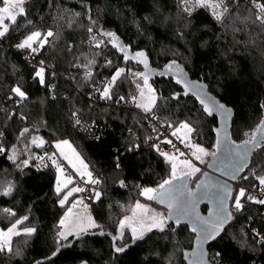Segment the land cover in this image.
<instances>
[{
  "label": "trees",
  "instance_id": "obj_1",
  "mask_svg": "<svg viewBox=\"0 0 264 264\" xmlns=\"http://www.w3.org/2000/svg\"><path fill=\"white\" fill-rule=\"evenodd\" d=\"M226 2L231 16L240 19L219 23L210 9L202 8L189 17L182 11L180 0H26V15L10 23L8 34L0 38V131L7 150L0 154V192L9 185L13 187L11 195H0V229L6 230L27 216L18 228L32 227L36 231L31 236L24 232L13 236V253H0V264H187L185 254L194 242L187 226L171 225L120 255L114 252L109 236L86 237L69 246L75 235L66 239L58 235L66 205L61 206L62 193L55 191L56 167L51 162L37 168L36 153L41 149L32 138L40 135L53 146L62 139L72 142L101 178L100 185L92 190L90 204L98 224L96 231L118 235L123 213L138 200L146 199L142 189L157 187L170 174L169 163L151 142L152 129L137 111L143 109L131 99L136 85L134 74L128 70L144 73L142 58H134L135 53L144 52L155 70L175 61L193 79L204 83L215 99L232 107L235 117L229 141L233 146L250 139L264 121V30L250 21L241 22L244 17L254 18L252 0ZM33 31H39L41 39L48 31L53 32L43 48L39 42L33 45L38 48L35 61H43L45 68L43 84L35 76L41 67L28 63L16 47ZM105 32L115 33L130 59H124L125 54L113 47L112 38ZM117 68L126 71L113 87V98L101 99L98 89ZM88 72L92 73L90 78L86 77ZM148 82L157 94L152 109L155 115L173 129L188 122L195 141L216 149L217 118L207 115L195 96L183 95L175 78L148 77ZM17 85L26 93L23 101L11 92ZM175 93H181L179 99L173 98ZM120 96L128 105L110 106ZM25 128L29 131L21 136ZM12 147L19 152L15 161L8 159ZM25 160L27 165L23 164ZM253 170L256 175H264V145L253 152L236 181L248 186L258 184ZM203 175L201 172L191 177L188 186L194 189ZM245 175L249 179H243ZM237 194L233 186L230 207L235 213L222 235L209 246V261L264 264V239L255 237V231L264 237V217L254 204L237 210ZM4 209L12 210L15 216ZM207 211L204 206L202 212ZM131 240H117V246ZM16 250L21 254L15 255Z\"/></svg>",
  "mask_w": 264,
  "mask_h": 264
},
{
  "label": "snow or ice",
  "instance_id": "obj_2",
  "mask_svg": "<svg viewBox=\"0 0 264 264\" xmlns=\"http://www.w3.org/2000/svg\"><path fill=\"white\" fill-rule=\"evenodd\" d=\"M26 0H3L4 7H0V38H4L8 32L9 28L4 23L5 19L11 20L12 23H16L18 16H25L26 15V9L24 7ZM234 2H238V0H234ZM253 6L256 9V14L253 17H244L241 19L242 23L251 22L252 25L259 26L262 30H264V3L260 2V0H252ZM180 6L184 13H186L189 17L195 12L197 9H210L211 15L219 23H224L225 20H233L235 22L236 19H240L239 17L233 18L230 14V6L226 2V0H180ZM29 24H31V21H28ZM95 23V21H93ZM89 32H92L93 29L91 27L88 28ZM104 35L111 37L112 39L110 42L113 44V47H118L121 52H123L124 59L127 61L130 59V57L127 54L126 47L123 45H119L117 43V38L115 36V33L112 32H105ZM41 33L39 31H33L29 35L25 37V39L16 45L18 49H29L31 53H36L38 51V48L33 47V44L36 42H39V47L43 48L44 44L48 42L47 38L53 36L52 31H48L46 35H44L43 39H41ZM96 46H100V42L98 41L96 43ZM134 58H142L140 60L141 63L144 64L145 69L148 68L147 63V57L144 52H137L135 53ZM89 63H93V61H89ZM108 64H111V61L107 62ZM41 64H43V61H41ZM173 67L176 68L175 72V82L177 84H182L184 91L183 95H188L191 91L193 95L196 96V99L199 100L200 104L203 106V111L209 115L212 116L213 112H218L221 114L224 113H230V109H227L226 106L222 103H217L214 98L206 97V95L202 94V87L198 86L196 82L189 81L186 77V74L183 72V70L180 68L179 65L175 64V61L170 63L166 66V71L170 72ZM125 69L124 68H117L115 72L112 74L110 80L104 85L102 89H98L100 91V98L101 99H112L113 98V87L116 85L118 78L121 77L122 74H124ZM44 73L45 68L41 67L35 72V76L39 78V82L41 84L44 83ZM165 72H161L160 75H165ZM134 75L140 77L143 79L144 87L148 89L149 96H148V103H141L137 102V98L133 96L132 102L136 103V107L142 108L146 113L152 112V109L156 106V96H155V90L151 88V86L148 83V74L147 73H135ZM92 76L91 72L86 73V77L90 78ZM137 87L139 88L140 85L138 84ZM11 92L14 93L17 97H19V101L25 100L26 93L22 90L21 86L17 85L11 89ZM181 93H175L173 98L179 99ZM145 93L143 89L140 91V97L144 98ZM125 100V97L120 96L117 100V103L120 101ZM19 101H17L19 103ZM264 107V105H262ZM77 114L74 112L73 116H76ZM76 123L79 124L80 120L77 119ZM171 126V125H170ZM181 128L187 129L189 133L194 131V129L190 126L188 122H182L180 124ZM29 130L27 128L23 129L20 133L21 136H23L25 133H27ZM218 136H219V130H217ZM256 133H261V139H257ZM173 135H176V132L172 133ZM245 135H248L247 133ZM0 136H3V132H0ZM96 139H99V137H96ZM224 141H228L227 133L225 132L224 135ZM165 143H171V141H164ZM223 141L220 139H217L216 141V149L217 151L220 150L221 144ZM231 143L230 141H228ZM33 144H37V146H42L44 141L39 140L37 142L36 138L32 139ZM62 145H68V141H62L60 143L56 144L57 149H61ZM262 145H264V121L261 122V124L257 127V129L253 132L250 139L245 140L242 144H236L234 148H229L228 151L230 154L234 155L238 161L241 163L237 164L235 167V173L232 175V179H237L236 173H239L244 170V168L247 166V157L249 152L252 148H259ZM186 146H190L187 145ZM158 151L159 145H155ZM194 151L192 152V155L195 157L196 160H199L201 163H203L202 155H209V153L199 145H195ZM5 147L0 144V154L6 153ZM179 151V150H177ZM63 154V153H62ZM160 155L164 157V159L171 163V172L170 177L168 179H164L162 183H160L156 188H149L145 187L141 191V195L145 196L149 200L157 199L161 203H167L168 208L170 209L169 217L168 219L173 218V210L175 212V222L177 225L180 224L182 217H187L191 213L189 212V204L192 201V198L195 197V193H192L190 191L186 190V184L183 183V176H192L197 172H200V169L196 167L192 161L190 160H184L183 165L190 171L183 173V175L177 174V164H176V157L170 156L168 152L160 151ZM180 155H184V153H180ZM211 155L215 157L216 152H212ZM16 158V152L15 147L12 149V155L8 156V159L15 160ZM79 158V157H77ZM40 159H43L41 157ZM52 164L56 167V170L60 175H63V168L57 164L56 160L53 157H49ZM65 159H68L67 156H65ZM71 163V161H69ZM81 164H83V161H80ZM24 165L28 164V161H23ZM73 167L75 165L73 164ZM86 168L87 166L84 165ZM117 167H119V163L117 164ZM79 172V169H77ZM82 176L84 173H80ZM253 174L256 175L255 171L253 170ZM89 178H91V173H87ZM256 178L261 186H264V175H256ZM243 179L247 180L249 177L245 175ZM174 181H181L180 184H174ZM71 177H68L66 181H61L60 178H57V186H56V193L59 195L62 191L61 185L63 184V187H67V184L71 183ZM92 183H99V181H92ZM202 187V185L198 184L197 188L199 189ZM215 187V186H213ZM223 196H221L219 193H217V199L219 200V205L215 213H210L211 219H203L200 218L198 215L196 216V223L195 226L192 228L193 232H197V241L198 246L202 245L204 243H207L210 240H215L223 231L224 225L232 219V214L227 211L226 207V200L231 195V188L228 185H223ZM13 187L9 185L8 187L4 188L2 192H0V195L3 196H9L12 194ZM83 191V189L80 188H73L71 189L67 194L63 196V198L59 201L61 206L65 204V202L68 199V196L71 195L72 192H78ZM95 196L97 199L100 197V193L96 192ZM247 198L248 200H252L255 203L264 204V199H256L255 197L251 195L246 196V189L240 188L238 190V194L234 197V206L237 210L242 209L243 205L241 203L242 198ZM137 209L144 208L143 205H141L139 202L136 204ZM4 212L8 213L9 215L15 216V213L12 212L10 209H4ZM135 215V212H134ZM28 217L25 216L21 219L16 220V222L7 229V231H0V253L7 251L8 253H13V248L11 245V237L12 236H19L21 233L17 231V225H20L23 223L24 220H27ZM131 219L129 217H125L124 220H121L119 223V234L112 237L114 242V251L116 253L124 252L125 248L127 247V244H124L123 246H115V242L117 240H122L124 238V229L126 227H131L132 232V239L133 241L143 239V236L145 234V231H151L152 228H158L160 231H163L165 228V220L163 217L159 216V214L154 215L151 219L150 224H148L147 228L145 229V221L143 218L139 221V224L141 226V231L139 234H137V228L132 227L130 224L127 223V221ZM65 220L62 219L60 221V225L64 226ZM89 227H95L94 222H92L89 218ZM81 231H84L85 229L81 227ZM36 231L35 228L32 227H26L23 229V232L27 236H31ZM103 234V233H101ZM60 237H65L66 232L61 231L58 233ZM261 239H264L262 237ZM15 255H20V250H16ZM55 255V253H53ZM204 253L203 250H201L200 256L195 258V264H203V257ZM218 256L219 253H216ZM187 257V253L185 254ZM37 264H40L39 261H37Z\"/></svg>",
  "mask_w": 264,
  "mask_h": 264
},
{
  "label": "rangeland",
  "instance_id": "obj_3",
  "mask_svg": "<svg viewBox=\"0 0 264 264\" xmlns=\"http://www.w3.org/2000/svg\"><path fill=\"white\" fill-rule=\"evenodd\" d=\"M0 7H4V4H2ZM4 23L7 26H9V24L12 22H11V20L6 18ZM36 43H38V42H36ZM36 43H34L33 45H35ZM125 71H126V69H125ZM128 72L133 73V74L143 73L141 70L135 69V68L129 69ZM134 80H135V85H136L135 97L137 98V102L148 103L149 92H148V89L144 87L143 79L134 75ZM138 84L140 85L139 88L137 87ZM151 88L154 89L152 86H151ZM141 89H143V91L145 93L144 98L140 97ZM155 96H156V103H157L156 91H155ZM180 124L177 125L173 130H174V132H176L177 136L182 138L188 145H190V147L192 148V152L195 150L193 146L199 145L200 147H203L209 153V155H202L203 163H201L199 160H196L195 157L192 155V152H191V158L192 159L184 158L181 155L175 156L176 157L175 162L177 164V174L178 175H183V173L190 171L189 169L184 167V165H183L184 160L192 161V163L200 169V172H197L192 176H183V181H189V179L191 177H193V176L196 177L201 172H203L204 173L203 176H205L206 172H204V171H205V169L208 168V166L210 167V165L212 163V159L214 158L211 155V153L216 152V149L207 148L204 145L200 144L199 142L195 141L194 137L192 136V132L189 133L187 131V129L181 128ZM33 138H36L37 142H39V140H44L42 138V136H40V135H34ZM62 141H68V145H62L61 149H57L56 144L60 143ZM54 147H55L59 157L65 161L67 167H69L71 170L70 174H68V172L63 168L64 172H63L62 176L60 175V173L57 172V178L59 177L61 181H66V179L68 177H71V180H72L71 183L67 184V187H63V184L61 185V187H62V191L60 192V193H62V196L60 198V200H61L63 198V196L65 194H67L71 189H73V188L82 189V186L87 185V184H91L92 181L94 180V176H93L88 164L84 160L83 156L74 147V145L72 144V142L70 140L62 139V140L56 141V142H54ZM12 149H13V147L11 148L9 155H12ZM15 152H16L15 160H17V158L19 156V152L17 149H15ZM65 156H67L68 159H65ZM77 157H79V158H77ZM15 160H12V161H15ZM69 161H71V163H69ZM80 161H83V164H81ZM73 164L75 165V167H73ZM84 165H86L87 167L85 168ZM169 166H170V172H171V163H169ZM77 169H79V172L77 171ZM89 172L91 173V178H89V176L87 175V173H89ZM80 173H84V175L82 176ZM73 174L77 175L79 181H75ZM169 177H170V174H169ZM57 178H56V186H57ZM154 188H156V187H154ZM137 202H139L141 205H143L144 208L137 209L136 208ZM137 202H135V204L131 207V209L127 213L126 212L123 213V215L120 217V221L124 220L125 217L131 218L127 221V223L130 224L132 227L137 228V234H139L141 231V226L139 224V221L141 220V218H143L145 221V225H144L145 229L147 228L148 224H150L152 217L154 215H157V214H159V216L164 218L165 224H166V222L168 220V210L165 206V203H161L157 199L149 200L147 198L138 200ZM64 205H66V209H65V214H64L62 219L65 220V224H64V226H61L60 232L61 231L66 232V236L61 237V238L66 239L72 235L77 236V235L85 234L87 232H95L96 231L98 224L94 220L93 215L90 211V204H87L83 201L82 196H81V191L72 192L71 195L68 196V199ZM229 210L233 216L235 213L234 208L231 206V207H229ZM134 212H135V215H134ZM89 218L92 222H94L95 227H89L88 226ZM81 227H83L85 230L81 231L80 230ZM118 229H119V225H118ZM118 229H117V234H119ZM153 229H158V228H152V230ZM16 230L19 231L20 233H23V229L18 228V225H17ZM0 231L6 232L7 229L6 230L0 229ZM146 232L147 231H145V233ZM12 237H11V240H12ZM126 238L132 239L131 227H126L124 229V238L123 239L126 240ZM83 264H87V263H83Z\"/></svg>",
  "mask_w": 264,
  "mask_h": 264
},
{
  "label": "water",
  "instance_id": "obj_4",
  "mask_svg": "<svg viewBox=\"0 0 264 264\" xmlns=\"http://www.w3.org/2000/svg\"><path fill=\"white\" fill-rule=\"evenodd\" d=\"M143 67L144 64L142 63ZM180 66V65H179ZM180 68L183 70V72L186 74V77L189 81L192 82H196V84L198 86L202 87V94L206 95V97H211L214 98L213 95L210 93L208 87L200 82L197 79H193L190 75V73L183 67L180 66ZM176 68L173 67V69L170 72L166 71V67L162 70H155L152 69L148 63V68L145 69L144 67V73L148 74V77L150 78H161V79H170V78H175V72H176ZM161 72H165V75H160ZM181 87L183 88V85L180 84ZM184 90V88H183ZM189 96H195L192 94V92L190 91ZM196 97V96H195ZM214 100L217 103H221L220 101H218L217 99L214 98ZM226 106L227 109H230V113H218V112H213L212 116H215L217 118L218 121V127L217 130H219V136L217 133V139H220L222 142L220 150L217 151L216 149V155L215 157L212 159V163L210 165V167L208 166V171H205L206 174L203 177V179H201V181L198 183L200 185H202V187H200L199 189L197 188V186L194 189H191L188 186V181H183V183L186 184V192L190 191L192 193H195V197L192 198L191 203L189 204V212L191 213L189 216L187 217H182L181 218V222L179 225L176 224L175 222V212L173 210V218L172 219H168L166 224H165V228L163 231H160L159 229H153L151 231H147L144 236L143 239H139V240H135L133 241V239L127 243V247L125 248L124 252H120V253H115L116 254H124L126 253L130 248L135 247L138 243L144 242L148 237H150L153 233L155 232H164L168 229L169 226L173 225L175 227H179V226H187L190 230V232L194 235V242H193V247L192 249L187 253V264H195V258L200 256L201 250H203V264H212L209 261L208 258V248L209 246L214 243L224 232L225 228L227 227L229 221L224 225L223 231H221L220 235L215 239V240H210L207 243H204L202 245L198 246V241H197V232H193L192 228L195 226L196 223V216L198 215L200 218L203 219H211L210 217V213H215V211L218 208L219 205V200L217 199V193H219L221 196H223V185H228L231 188V195L228 197V199L226 200V207H227V211L230 212L229 207H230V200H231V196H232V192H233V184L232 181H236V179H232V175L235 173V167L237 164L241 163L240 161H238L236 159V157L232 154L229 153L228 149L229 148H234L235 146H233L231 143H229L228 141L230 140V136H231V130H232V126H233V121H234V117H235V111L232 107H229L228 105H226L225 103H222ZM225 132L227 133L228 136V141H224V135ZM262 134L259 133L257 136V139H261ZM257 148H252L251 151L248 154L247 157V165L251 159V156L253 154V152L256 150ZM245 169V168H244ZM243 171L236 173L237 177L239 175L242 174ZM181 181H174V184H180ZM215 186V187H213ZM165 206L168 210V217H169V212L170 209L168 208L167 203H165ZM204 206L208 207V211L207 213H203L202 212V208ZM103 233V234H101ZM95 236H100V237H105V236H109L111 239L113 236H115L114 233L111 232H102V231H95V232H87L85 234H81V235H77L75 236L74 240L69 244V246H72L76 241H78L79 239H84L86 237H95ZM113 240V239H112ZM115 246H117V241L115 242ZM113 249H114V242H113Z\"/></svg>",
  "mask_w": 264,
  "mask_h": 264
},
{
  "label": "built area",
  "instance_id": "obj_5",
  "mask_svg": "<svg viewBox=\"0 0 264 264\" xmlns=\"http://www.w3.org/2000/svg\"><path fill=\"white\" fill-rule=\"evenodd\" d=\"M93 35L94 34H92V36ZM37 52L31 53L29 49H19L20 55L28 63L37 64L40 67H43V64L37 63L35 61ZM97 94L98 92L95 93V95ZM127 105H128L127 101H121L119 103H116L114 105L112 104L110 106L114 108H119V107L122 108ZM137 111L145 117V119L148 122L149 127L152 129L153 137L151 138V142L153 143L154 148L159 155H160V151L168 152L170 156H176V155H180V153H184V155H182L184 158L192 159L191 158L192 148L190 146H186L187 143L182 138H180L177 135L172 134L174 130L172 126H170V124H165L162 121V119L158 115H155L153 112L146 113L144 110H137ZM4 139H5V136L3 133V136H0V144L3 145ZM43 141H44L43 145L40 146L41 151L38 154L36 153L37 168H43L47 166L49 163H51V160L49 159V157H53L56 160L57 164H59L62 168H64L68 172V174H70L71 172L70 168L67 167L65 161L59 157L55 147L49 141L47 140H43ZM164 141H171V143H165ZM155 145H159L160 151L157 150ZM41 157H43V159H40ZM90 170L94 176V180L99 181V183H91V184L82 186L83 191H81V196H82L83 201L87 204H91L93 200L92 190L96 189V187L100 185V181H101V178L98 175L97 171L92 167H90ZM205 171H208V168L205 169ZM73 177L75 178V181H79L77 175L73 174ZM232 184L233 186L237 188V190H239L240 188H245L246 196L251 195L255 197L256 199H264V186H261L259 183L254 186H248L247 184L242 183V182L232 181ZM241 203L242 205H246V204L257 205L259 209L261 210L262 215L264 217V204L255 203L252 200H248L246 197L241 199ZM255 234H256L255 237H257V239L262 240L261 239L262 235L259 232L255 231Z\"/></svg>",
  "mask_w": 264,
  "mask_h": 264
}]
</instances>
